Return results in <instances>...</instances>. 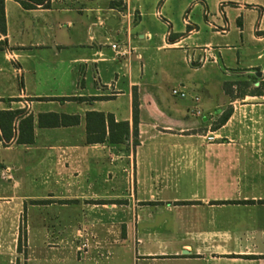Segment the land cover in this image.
Instances as JSON below:
<instances>
[{
    "label": "crops",
    "instance_id": "1",
    "mask_svg": "<svg viewBox=\"0 0 264 264\" xmlns=\"http://www.w3.org/2000/svg\"><path fill=\"white\" fill-rule=\"evenodd\" d=\"M192 2L46 0L26 9L4 0L0 111L33 116L34 141L18 143L19 122L0 141V264L36 262L34 240L55 262L264 264V102H228L224 92L231 77L264 81V0H218L198 24L184 18ZM208 66L224 74L215 77L221 101ZM177 88L191 91L178 99ZM50 113L80 123L41 128ZM89 113L105 115L104 143H88ZM109 116L130 125L118 145L108 143Z\"/></svg>",
    "mask_w": 264,
    "mask_h": 264
},
{
    "label": "trees",
    "instance_id": "2",
    "mask_svg": "<svg viewBox=\"0 0 264 264\" xmlns=\"http://www.w3.org/2000/svg\"><path fill=\"white\" fill-rule=\"evenodd\" d=\"M26 9H34L37 5L43 4L46 0H19ZM0 31L5 32V8L4 0H0ZM228 85V84H227ZM230 87H234L231 85ZM229 94V93H228ZM255 96H264L258 93ZM94 101L96 99H78L67 98L61 101ZM109 125V138L110 145H118L122 141V136L130 134L129 123L122 122L116 123L112 116L107 118ZM228 120V116H223L219 126L223 125ZM19 122V144H30L34 141V118L33 116H26L25 110H8L0 111V141L8 143L15 135L16 125ZM38 123L41 128H58L75 126L80 123L78 116H68L59 114H42L38 118ZM138 118H137V101L135 102V116H134V136H138ZM87 131L88 143H104L106 137V117L100 113H89L87 115ZM136 145L138 142L135 143Z\"/></svg>",
    "mask_w": 264,
    "mask_h": 264
},
{
    "label": "rangeland",
    "instance_id": "3",
    "mask_svg": "<svg viewBox=\"0 0 264 264\" xmlns=\"http://www.w3.org/2000/svg\"><path fill=\"white\" fill-rule=\"evenodd\" d=\"M193 2L190 4L188 9L186 10L184 14V18L188 17L189 15L196 19L197 24L201 22H205V17L203 14H201V8L206 7L207 11L211 15H215L217 12V2L218 0H192ZM227 1V0H224ZM178 10H179V4L174 3L171 6V24L174 25V27H179L180 21L178 17ZM148 24L151 27V30L156 31L158 28V24L154 21L153 18L148 17ZM156 29V30H155ZM230 41H233V43H238L240 41V36H238L236 33H234L233 36H231ZM264 64V60L262 62ZM207 71H209L210 74H207L208 79L212 80V87L214 90L213 97L221 101L223 99V95L221 93L220 85L218 86L217 80H215L216 76L221 77L222 79L224 75L221 71L216 69L215 66H208ZM227 80V79H226ZM226 84H224V92L227 96V101H231L233 103H242V102H264V96H255L258 93H262L264 95V81H260L255 77L246 76V77H231ZM228 84V85H227ZM231 85H234V87H230ZM172 88L170 87V90ZM191 90L188 88L185 92L189 93ZM229 93V94H228ZM178 99H181L180 97H176ZM26 105V103H25ZM26 109L28 110V105H26ZM227 112V111H226ZM222 117L219 119H216V121L213 123L212 128H217L221 121ZM22 230L25 232V229L22 228ZM35 241V254L37 255V260L33 264H81L77 260L72 261H62V257L60 256L59 262H55L52 260L53 253L49 252L47 249L48 247H45L42 240H34ZM28 247V239L25 236V233L22 232L21 238H20V250L22 252H25L26 248ZM57 255V254H56ZM59 255V254H58ZM119 263L128 264L129 260L128 257L124 258L123 260H119Z\"/></svg>",
    "mask_w": 264,
    "mask_h": 264
},
{
    "label": "built area",
    "instance_id": "4",
    "mask_svg": "<svg viewBox=\"0 0 264 264\" xmlns=\"http://www.w3.org/2000/svg\"><path fill=\"white\" fill-rule=\"evenodd\" d=\"M111 48L113 49V50H115V51H118L119 50V47L117 46V45H115V44H112L111 45ZM210 60H208L207 58H203V59H201V62H200V64H206V63H208ZM214 61V60H213ZM172 94H173V96H175V97H180L181 99H185V98H187V96H188V94L185 92V90H183L182 88H177V89H174L173 91H172ZM195 101L196 102H198L199 101V99L198 98H195ZM208 141H210V142H213V141H215V138L213 137V136H210L209 138H208Z\"/></svg>",
    "mask_w": 264,
    "mask_h": 264
}]
</instances>
